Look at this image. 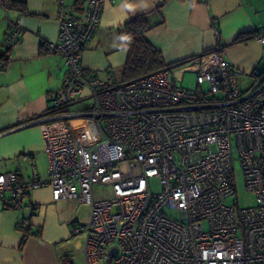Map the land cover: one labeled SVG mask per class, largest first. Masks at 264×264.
Listing matches in <instances>:
<instances>
[{
  "label": "built area",
  "instance_id": "built-area-1",
  "mask_svg": "<svg viewBox=\"0 0 264 264\" xmlns=\"http://www.w3.org/2000/svg\"><path fill=\"white\" fill-rule=\"evenodd\" d=\"M105 1L78 7L57 0V38L45 43L66 65L47 120L89 117L98 140L83 145L69 130L44 129L45 178L2 172L0 198L9 194L20 204L31 189L49 185L54 200L85 204L88 215L71 234L83 238L86 264H264V69L254 68L252 84L241 89L226 48L217 46L213 63L195 72L196 88L177 84L168 67L128 81L85 78L82 52ZM13 2L0 0V10L7 14ZM13 26L8 46L18 41L20 27ZM255 39L264 46L263 32ZM75 104L81 108L69 111ZM234 154L255 200L247 208L233 197ZM97 185L108 195L96 198ZM17 228L28 236L29 219L21 217Z\"/></svg>",
  "mask_w": 264,
  "mask_h": 264
},
{
  "label": "crops",
  "instance_id": "crops-1",
  "mask_svg": "<svg viewBox=\"0 0 264 264\" xmlns=\"http://www.w3.org/2000/svg\"><path fill=\"white\" fill-rule=\"evenodd\" d=\"M13 1L7 14L0 10V173L16 172L28 181L35 172L44 179L48 159L43 130H68L67 119L47 120L46 111L50 94L66 73L62 57L48 53L45 45L57 38L58 3ZM64 3L78 6L76 0ZM142 14L150 25L144 37L170 65L176 83L183 73L210 66L217 46L226 48L224 59L241 89L252 84L254 68L264 69V46L256 39L238 38L264 33V0H106L82 52L85 78L122 81L128 53L124 24ZM13 24L20 27L18 41L8 46ZM79 108L75 104L68 110ZM98 137L79 141L90 145ZM12 204L9 194L0 198V264H61L62 256L81 264L83 238L72 235L71 228L87 217L85 204L72 198L54 200L49 185L31 189L20 204ZM21 217L29 219L31 231L23 243L17 228Z\"/></svg>",
  "mask_w": 264,
  "mask_h": 264
},
{
  "label": "trees",
  "instance_id": "trees-1",
  "mask_svg": "<svg viewBox=\"0 0 264 264\" xmlns=\"http://www.w3.org/2000/svg\"><path fill=\"white\" fill-rule=\"evenodd\" d=\"M84 0H76L78 7ZM79 3H81L79 5ZM150 27L144 14L132 17L124 24V29L128 38V53L125 63L122 66V81H128L144 74L154 72L164 67H170L166 64L162 54L154 48L144 37V33ZM259 32H255L245 37L240 35V41L255 39ZM49 112L47 111V114ZM15 203V202H14ZM15 204H12L14 207ZM31 232V231H30ZM31 234V233H30ZM25 237H22V243ZM61 264H73L68 256L61 257Z\"/></svg>",
  "mask_w": 264,
  "mask_h": 264
},
{
  "label": "rangeland",
  "instance_id": "rangeland-1",
  "mask_svg": "<svg viewBox=\"0 0 264 264\" xmlns=\"http://www.w3.org/2000/svg\"><path fill=\"white\" fill-rule=\"evenodd\" d=\"M179 85L187 88H196L197 83L195 80V74L185 72L182 75V78L178 81ZM204 88V85L202 86ZM242 87V85H241ZM79 104H76L78 107ZM86 104L84 107H87ZM81 108V106H79ZM67 121V129L72 133V135L83 143H88L93 141L98 137V126L96 122L89 118V117H80V118H69ZM99 138V137H98ZM232 166H233V173H234V182H235V192L236 194L233 196L236 205L238 208H247L253 206L255 204V200L253 195L248 193L245 190L244 180H243V173L242 168L240 166V162L238 160L237 154H234L232 157ZM149 186L152 192H157L159 190V183L157 179L150 178L149 179ZM93 193L96 198L107 196L109 191L108 188L102 186H94ZM166 214L178 218L177 213L175 211L166 210ZM81 260V264H86L85 260ZM96 264H110L106 260L99 261Z\"/></svg>",
  "mask_w": 264,
  "mask_h": 264
},
{
  "label": "water",
  "instance_id": "water-1",
  "mask_svg": "<svg viewBox=\"0 0 264 264\" xmlns=\"http://www.w3.org/2000/svg\"><path fill=\"white\" fill-rule=\"evenodd\" d=\"M116 253V247L111 248V250L109 251V258L108 260Z\"/></svg>",
  "mask_w": 264,
  "mask_h": 264
}]
</instances>
